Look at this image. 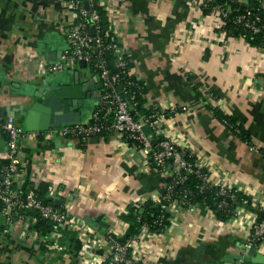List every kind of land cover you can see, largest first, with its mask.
<instances>
[{
  "label": "crops",
  "instance_id": "1",
  "mask_svg": "<svg viewBox=\"0 0 264 264\" xmlns=\"http://www.w3.org/2000/svg\"><path fill=\"white\" fill-rule=\"evenodd\" d=\"M205 1H102L144 89L143 107L165 112L163 133L212 185L222 182L248 197L247 203L233 201L225 220L193 205L175 212L164 231L139 232L131 250L139 264H224V257L248 249L245 241L264 256V239L251 241L253 222L264 214V47L219 29ZM256 1L264 7V0ZM72 22L66 0H0V106H18L42 80L72 74L73 68L46 70L50 55L68 46ZM217 113L240 124L248 140ZM19 157L24 167L13 178L16 188L59 201L70 225L50 244L31 237L17 220L7 232L0 228V264H100L109 252L107 234L124 238L134 229L122 218L128 207L160 196L163 188L158 169L117 132L84 139L30 132L19 140Z\"/></svg>",
  "mask_w": 264,
  "mask_h": 264
},
{
  "label": "built area",
  "instance_id": "2",
  "mask_svg": "<svg viewBox=\"0 0 264 264\" xmlns=\"http://www.w3.org/2000/svg\"><path fill=\"white\" fill-rule=\"evenodd\" d=\"M85 0H66L67 7L73 15V22L66 28L68 46L62 51L57 61L47 65L48 72H59L70 68L77 69L78 61H86L83 68L89 77L95 78L102 84L100 97L92 109L87 120L76 121L59 127L46 130L27 131L18 124L11 116L0 115V133L5 134V151H0V214L3 217L2 231L7 232L14 221L22 222L29 228L30 236L36 237L39 242H50L57 240L62 231L70 225L69 213L61 210L52 202L45 204L38 193L29 188L25 192L12 187L14 176L23 170V163L19 157V140L32 132L45 139L56 137L88 138L96 135L117 132L135 149L144 155L146 163L158 169L161 176L171 177L170 181L163 186L164 193L152 200L137 199L132 207L137 211L145 202L160 205L163 212L172 215L183 208L184 200L182 192L173 196L175 185L182 184L187 175L196 174L200 176L203 185L207 188L214 187L219 196L234 198V188L217 182L211 184L208 173L202 171L195 161H189L184 154L177 149L175 144L163 133L161 118L164 111L152 110L149 114H142L136 107V92H140L142 85L140 81L130 72L131 59L121 49L115 33L110 29H103L100 23V15L95 7L97 0H87L88 8L84 6ZM103 0H99L102 5ZM208 1L203 6L208 7ZM209 12L214 13L219 29H224L225 22L231 21L239 25L251 34H261L264 41V31L261 16L250 7L239 11L232 8L228 3L215 2L209 5ZM93 29L91 33L90 29ZM264 47V44L263 46ZM113 52L116 60L110 66L108 53ZM112 68V69H111ZM227 125V123L224 121ZM148 125L150 134L143 131V126ZM231 128V125H227ZM239 131L236 129V133ZM156 143H152V139ZM170 165V169H168ZM174 197V198H173ZM219 207L225 205L226 201L221 198ZM244 200L243 203H247ZM21 209L22 213L17 218L15 210ZM264 210V205H262ZM37 211V216L32 211ZM37 219H44L50 223L51 228L46 234L35 229ZM139 219V216H137ZM161 219V218H160ZM156 220L161 223V220ZM252 243H259L264 239V217L253 222ZM150 233L146 223L142 224L140 233ZM156 233V232H153ZM139 234L126 240L118 238L113 233H108L106 240L109 243L107 259L100 264H139L131 256Z\"/></svg>",
  "mask_w": 264,
  "mask_h": 264
},
{
  "label": "water",
  "instance_id": "3",
  "mask_svg": "<svg viewBox=\"0 0 264 264\" xmlns=\"http://www.w3.org/2000/svg\"><path fill=\"white\" fill-rule=\"evenodd\" d=\"M250 8L255 9L256 3L244 0ZM84 6L88 8V1H84ZM93 33V29H90ZM62 54V50L56 51L50 55L49 63H54ZM78 67L85 68L86 61H78ZM69 75V74H68ZM42 88L39 90L22 95V101L18 106H0L1 116H11L23 124L27 131L46 130L52 127H59L65 124H72L76 121H82V116L93 104L99 100L102 84L95 78H83L78 69H74L70 76L66 74L54 75L41 81ZM1 93V88H0ZM143 131L150 134L148 125L143 126ZM152 143H156V139H152ZM170 169V165H168ZM164 188L160 190V194L164 193ZM208 192V188L205 189ZM227 202H232V198L219 196ZM54 205L59 206L60 202L55 200ZM143 208L139 210L141 213ZM32 215L37 216V211L33 210ZM264 217V214L262 215ZM42 223H46L44 219H40ZM3 225V217L0 214V228ZM248 245L246 251L229 255L223 258L224 264H264V256L257 253L255 245Z\"/></svg>",
  "mask_w": 264,
  "mask_h": 264
},
{
  "label": "trees",
  "instance_id": "4",
  "mask_svg": "<svg viewBox=\"0 0 264 264\" xmlns=\"http://www.w3.org/2000/svg\"><path fill=\"white\" fill-rule=\"evenodd\" d=\"M99 0L95 3V7L100 15V23L103 27V29H109V20L107 18L106 11L103 9L102 5H99ZM254 1L257 3L256 0H250ZM215 2H220V3H228L232 8L239 9V11H243L244 9L248 8L249 6L235 0H210L208 1V7H206V11L209 10V5L215 3ZM255 12L258 13L261 18H262V23H263V31H264V7H262L259 3H257V6L255 8ZM224 30L226 31L227 34L232 35V36H244L246 39H248L252 44L258 45V46H263L264 41L261 37L262 33L259 34H251L249 31L243 30V28L239 25H234L231 21L227 20L224 25ZM108 60L110 62V66H113V63L116 60V57L113 52L108 53ZM112 69V68H111ZM143 92L144 89L140 90V92H136V107L137 110L142 113V114H149L152 110L151 109H145L143 107ZM218 114V113H217ZM220 119L224 122L227 123V125H231V130L236 132V129L239 131L237 134L241 136L243 139L248 140V135L244 132L240 124H237L235 120L227 115H221L218 114ZM184 157L189 160V161H194V159L188 154H184ZM202 171L205 172L204 169ZM171 177L168 176H161V182L162 186L167 184L170 181ZM12 187L16 188L15 182H12ZM207 187L203 185V181L200 178V176L192 173L187 175L185 181L182 184H177L174 187L173 190V196H176L178 192H182V199L184 200V205L183 208L185 207H190L193 205H199V207L203 210L205 208L212 210L215 212L217 217L221 220H225L228 217H230L235 209V203L233 201H236V203H241L245 199L248 200V197L246 195L236 191L235 189L233 190L234 193V198L232 199V202H227L225 203L224 206L219 207L218 204L222 201L221 198L219 197V194L217 190L214 187H209L208 192L205 191ZM19 190V189H18ZM25 192V191H23ZM39 197L41 198L42 202L45 204L51 203L49 199H45L41 194H39ZM174 198V197H173ZM143 211L140 213L139 210L135 211L132 206L128 207V212L122 215V218L125 221L130 222L134 229L126 235L122 240H126L132 236L137 235L140 230L142 224L146 223L149 227V230L151 232H162L164 231L169 223H170V213L169 212H163L160 209V205L154 204L152 202H147L144 204L142 207ZM22 213L21 209H16L14 214L15 217H19L20 214ZM137 216H139V219H137ZM161 218V219H160ZM161 220V223H157L156 220ZM35 228L39 229L42 234H46L47 231L51 228L50 223H42L40 219H37L35 223Z\"/></svg>",
  "mask_w": 264,
  "mask_h": 264
}]
</instances>
